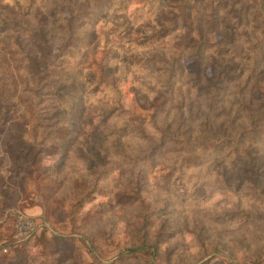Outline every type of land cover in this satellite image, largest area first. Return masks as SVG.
Wrapping results in <instances>:
<instances>
[{"label":"rangeland","instance_id":"rangeland-1","mask_svg":"<svg viewBox=\"0 0 264 264\" xmlns=\"http://www.w3.org/2000/svg\"><path fill=\"white\" fill-rule=\"evenodd\" d=\"M259 4L0 0V264L264 261V137L213 144L246 114L239 71L264 104Z\"/></svg>","mask_w":264,"mask_h":264},{"label":"trees","instance_id":"trees-1","mask_svg":"<svg viewBox=\"0 0 264 264\" xmlns=\"http://www.w3.org/2000/svg\"><path fill=\"white\" fill-rule=\"evenodd\" d=\"M258 9L264 14V8H262L261 4L258 5ZM245 26L248 32L244 39L247 59L252 63H259L264 57V24L254 26L248 21ZM230 41V49L235 45V49L238 51L239 46L236 45H240L239 40L233 37L232 39L230 38ZM233 54L236 55V52H233ZM255 72L256 69L251 68L246 73L239 71L236 76L239 80L235 84V88L239 90V94H244L245 96L246 106L243 104L241 106L244 107L246 114L241 116L243 117L242 120L236 115L234 119H231L226 129L219 130L221 133L219 137H214V147L228 148V155H232V158H239L242 154H248L249 149L251 150L252 148L258 150L259 142L264 137V104H260L253 98L254 89L248 86L252 80H257ZM242 101H244L243 97ZM210 117L211 120L209 123L205 122V127L211 123L214 127V122H216L214 112L210 113ZM36 232L34 231L25 242L33 238ZM263 262L261 261L259 264H263Z\"/></svg>","mask_w":264,"mask_h":264},{"label":"built area","instance_id":"built-area-1","mask_svg":"<svg viewBox=\"0 0 264 264\" xmlns=\"http://www.w3.org/2000/svg\"><path fill=\"white\" fill-rule=\"evenodd\" d=\"M13 226L14 237L18 241L28 238L39 227L31 215L21 211L16 212Z\"/></svg>","mask_w":264,"mask_h":264}]
</instances>
